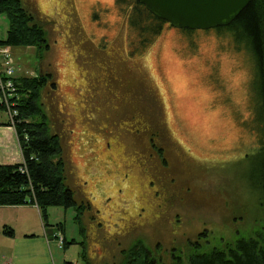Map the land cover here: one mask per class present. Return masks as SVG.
<instances>
[{
    "label": "rangeland",
    "instance_id": "rangeland-1",
    "mask_svg": "<svg viewBox=\"0 0 264 264\" xmlns=\"http://www.w3.org/2000/svg\"><path fill=\"white\" fill-rule=\"evenodd\" d=\"M33 1L47 21L49 49L39 60L34 47H11L14 76L48 71L57 82L58 95L48 87L41 104L71 160L75 200L92 207L79 224L72 207L49 206L43 221L38 210L0 206V264H82L83 253L88 264H121L122 250L138 241L170 264L259 231L264 122L251 50L225 29L162 24L140 58L176 144L157 137L162 166L138 131L148 102L138 98L142 85L132 89L137 101L125 89L135 79L125 52L136 35L116 0ZM7 29L0 14V39Z\"/></svg>",
    "mask_w": 264,
    "mask_h": 264
},
{
    "label": "trees",
    "instance_id": "trees-1",
    "mask_svg": "<svg viewBox=\"0 0 264 264\" xmlns=\"http://www.w3.org/2000/svg\"><path fill=\"white\" fill-rule=\"evenodd\" d=\"M116 2L124 11L123 16L127 25L136 35L134 41L130 40L131 45L125 52L126 59L134 62L135 79L129 86L126 85L125 89L128 93L131 91L132 100L137 101L136 93L132 89L142 85L145 89L142 94L140 93L142 88L138 89V98L141 96L143 100L148 101L141 106L139 113L138 123L144 129L137 130L146 132L152 149L162 158L161 165L166 166L164 148L158 144L157 137L163 136L162 144H176L169 139L157 89L149 75L142 72L144 66L141 62L145 49L160 34L165 21L150 12L138 0ZM0 14H5L8 19V29L5 38L0 39V45H7L10 48L34 47L40 60L44 51L49 49L45 30L47 21L37 11L34 1L0 0ZM217 28L230 31L237 41L244 43L251 50L256 66L253 90L259 99L262 114L260 117L264 122V0H252L228 25ZM134 46V50L131 51ZM134 52L138 54H133ZM48 87L56 96L58 95L56 92L58 84L52 79L51 72L39 71L34 76L14 77V96L8 98V105L0 97V125H10L14 128L23 159L20 163L0 164V206L34 205L45 221L47 207H72L76 211V220L79 223V214L83 210H90L92 205L87 199L78 203L74 190L68 185L66 173L74 174L71 160L66 158L61 135L52 131L48 114L41 104L43 92ZM144 110H147V115ZM135 115L133 112L131 117L135 118ZM133 130L130 128L128 131ZM262 144L261 152L264 153V141ZM262 164L260 172L264 178V162ZM6 232L12 233L11 230ZM72 242L74 243V240L65 242V247ZM122 254L121 264H165L152 256L139 241L122 250ZM81 256L82 264H88L84 253ZM171 264H264V223L252 236H241L232 242H225L220 248L214 246L206 252L190 254L186 261L173 256Z\"/></svg>",
    "mask_w": 264,
    "mask_h": 264
},
{
    "label": "water",
    "instance_id": "water-1",
    "mask_svg": "<svg viewBox=\"0 0 264 264\" xmlns=\"http://www.w3.org/2000/svg\"><path fill=\"white\" fill-rule=\"evenodd\" d=\"M171 26L209 29L228 25L252 0H138Z\"/></svg>",
    "mask_w": 264,
    "mask_h": 264
},
{
    "label": "built area",
    "instance_id": "built-area-1",
    "mask_svg": "<svg viewBox=\"0 0 264 264\" xmlns=\"http://www.w3.org/2000/svg\"><path fill=\"white\" fill-rule=\"evenodd\" d=\"M14 64L15 60L11 48L7 45H0V97L8 105V98L14 96ZM64 238H59V247H62ZM1 264H13L11 261H4ZM75 264V263H73Z\"/></svg>",
    "mask_w": 264,
    "mask_h": 264
},
{
    "label": "crops",
    "instance_id": "crops-1",
    "mask_svg": "<svg viewBox=\"0 0 264 264\" xmlns=\"http://www.w3.org/2000/svg\"><path fill=\"white\" fill-rule=\"evenodd\" d=\"M22 161L23 159L14 128L10 125H0V164H13ZM12 207L38 210L34 205H16Z\"/></svg>",
    "mask_w": 264,
    "mask_h": 264
},
{
    "label": "flooded vegetation",
    "instance_id": "flooded-vegetation-1",
    "mask_svg": "<svg viewBox=\"0 0 264 264\" xmlns=\"http://www.w3.org/2000/svg\"><path fill=\"white\" fill-rule=\"evenodd\" d=\"M222 245H224V243L222 244ZM197 247V246H196ZM194 251V250H193ZM198 252H206V251H199V249H195V251L194 252H190L185 258L184 257H181V255H175V256H177V257H181V259H183L184 261H186V259L188 258V256L190 255V254H194V253H198ZM173 258V256L171 257V259ZM172 261V260H171ZM171 264V263H170Z\"/></svg>",
    "mask_w": 264,
    "mask_h": 264
}]
</instances>
